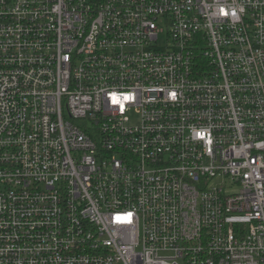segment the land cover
<instances>
[{
	"label": "built area",
	"instance_id": "built-area-1",
	"mask_svg": "<svg viewBox=\"0 0 264 264\" xmlns=\"http://www.w3.org/2000/svg\"><path fill=\"white\" fill-rule=\"evenodd\" d=\"M0 264H264V0H0Z\"/></svg>",
	"mask_w": 264,
	"mask_h": 264
},
{
	"label": "rangeland",
	"instance_id": "rangeland-1",
	"mask_svg": "<svg viewBox=\"0 0 264 264\" xmlns=\"http://www.w3.org/2000/svg\"><path fill=\"white\" fill-rule=\"evenodd\" d=\"M159 43H160L161 47L165 46V44H166V36L165 35H163V34L160 35Z\"/></svg>",
	"mask_w": 264,
	"mask_h": 264
},
{
	"label": "snow or ice",
	"instance_id": "snow-or-ice-1",
	"mask_svg": "<svg viewBox=\"0 0 264 264\" xmlns=\"http://www.w3.org/2000/svg\"><path fill=\"white\" fill-rule=\"evenodd\" d=\"M112 102H113V104H120V100L115 94H113V96H112ZM199 135L202 136L203 134H199Z\"/></svg>",
	"mask_w": 264,
	"mask_h": 264
}]
</instances>
